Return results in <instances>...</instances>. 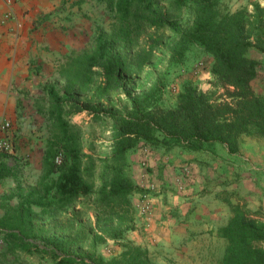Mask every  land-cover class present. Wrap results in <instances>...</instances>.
<instances>
[{
	"label": "trees",
	"instance_id": "obj_1",
	"mask_svg": "<svg viewBox=\"0 0 264 264\" xmlns=\"http://www.w3.org/2000/svg\"><path fill=\"white\" fill-rule=\"evenodd\" d=\"M104 1L113 14L110 34L100 30L91 51L67 56L57 69L63 86L47 90L50 143L45 179L54 174L57 179L26 194L16 183L15 206L7 197L0 199L6 250L33 256L38 264H150L139 246L122 245L121 255L110 260L96 251L106 239L120 240L135 228L131 196L138 187L123 170L127 152L140 141L192 152L220 144L233 155L242 138L264 137V89H255L262 71L259 57L264 56L263 7L254 3L251 11L222 12L220 0ZM142 39L144 47L135 52L131 64L128 55ZM193 46L212 57V90L205 93L185 85L170 109L158 104L165 87L162 76L146 91L133 94L137 74L155 54L179 64ZM112 94L126 97L123 111L98 106ZM84 111L89 112L88 123L110 124V154L82 152L81 125L73 124L72 118ZM17 174L10 152L0 149V180L17 181ZM94 176L97 183L89 181ZM80 200L94 213L97 233L72 209L69 227L37 223L35 207L48 217L66 213ZM219 234L229 242L222 264H264V223L232 207V217Z\"/></svg>",
	"mask_w": 264,
	"mask_h": 264
},
{
	"label": "rangeland",
	"instance_id": "obj_2",
	"mask_svg": "<svg viewBox=\"0 0 264 264\" xmlns=\"http://www.w3.org/2000/svg\"><path fill=\"white\" fill-rule=\"evenodd\" d=\"M254 3H258L264 8V0H220V10L222 12H235L246 8L251 11ZM101 5L103 4L101 3ZM164 8H166L165 5ZM99 14L100 24L93 29L89 39L87 38L83 44L78 46L73 54L91 51L95 37L100 30L105 34H110L113 25V14L107 10V7L103 8L102 15L101 12ZM166 40L170 41L171 39L166 38ZM144 44L145 40L142 39L137 47L129 53L128 57L131 64L133 60H136L134 58L135 52L144 47ZM253 55L258 57L254 52ZM259 58L262 61V71L260 72V80L255 83L257 92L264 89V56ZM212 64V57L198 46L191 47L184 61L179 64L169 63L167 55L157 53L137 74V85L133 90V94L136 95L146 91L156 81L157 77L162 76L165 87L158 97V104L164 109L173 108L176 105L178 94L185 85H190L205 93L212 90ZM62 86L63 81L59 79L58 74L52 76L48 87L42 91L38 98H29L24 95V102L21 101L18 104L15 116L0 122V127L2 123H8L9 125L8 130L5 132L0 128V141L5 140L10 143L12 148H17V151L13 149L10 151L17 168V181L16 179H10L9 183H0V192L3 193L0 199L7 197L10 199L8 203L11 206H15L18 201L15 196L16 183L21 185L22 193L26 194L32 190L40 191L41 183H48L57 179V174L45 179V155L50 143V123L45 113L47 110L48 88L60 89ZM126 105L127 99L123 94H112L98 104L101 108L116 111H123ZM88 114V111H84L72 118L73 124L81 125L82 152L94 156L110 154V124H90L87 122L88 119L85 118V115ZM175 149L181 153H196L197 160L193 161L196 165V172L192 171L191 163L188 161L181 168L176 169L178 173L175 168L172 172L170 168L163 167V169H160L154 165L151 166V161H160L162 155L168 154V157L165 158L166 163L171 158L176 159V154L175 156L170 155ZM225 151L227 152L225 147L220 144L207 145L200 151L192 152L180 147L171 149L156 148L140 141L127 152L123 170L124 176L138 187L137 191L131 196L135 228L127 231L120 240L106 239L105 242L98 245L97 254L105 260L117 258L124 250L122 245L127 244L144 249L147 252L150 264H209L207 259L194 260L191 257L196 252L195 248L191 247L186 250L194 241L193 237L183 238L178 234V231L177 233L175 231L176 236L171 235L172 230L164 237L166 231L161 232V228L164 226L163 224L161 227L162 222L180 221V214L175 215L173 207L169 210L168 218L170 220L165 218L166 213L164 214L161 211L163 214L160 215L159 207L161 208V205L165 207L168 204L164 203L165 197L162 194L182 198L191 189L186 186L192 187L193 183H199L200 188L191 193L192 196H212L213 200L222 204L220 206H226V210L230 215L227 223L216 231V239L214 240L212 238L214 236L210 234L213 232H209L210 238L200 241L203 245H213L214 242L223 241L226 251L229 242L220 236L219 230L227 226L231 219L232 207L243 211L246 218L264 223V137L242 138L237 154L231 155ZM59 157L61 158V156ZM94 175H98V172ZM95 176L88 180L97 183ZM255 190H257L258 195H254H257L261 202L260 205L254 208L248 206L249 199L246 198V194L251 196ZM82 202L84 201L76 202L67 209L66 213L57 212L48 217L42 213L40 208L35 207L37 223L48 227L50 221H53L57 225L61 224L69 227V218L73 214L72 209L78 217L82 218V224L97 233L95 215L89 210V206ZM53 228L55 229V227ZM3 241L4 236L0 233V264H38L33 256L9 253ZM205 255L208 256L209 252L200 253L201 257ZM223 258L220 260V264H222Z\"/></svg>",
	"mask_w": 264,
	"mask_h": 264
},
{
	"label": "crops",
	"instance_id": "obj_3",
	"mask_svg": "<svg viewBox=\"0 0 264 264\" xmlns=\"http://www.w3.org/2000/svg\"><path fill=\"white\" fill-rule=\"evenodd\" d=\"M104 3V0H15L8 6L5 0H0V21L11 12L5 23L0 22V122L15 116L18 104L24 102V95L38 98L42 94L51 77L57 76L59 64L73 55L100 24L99 13L102 15L106 7ZM175 154L176 159L171 158L166 163L168 154L162 155L160 161H151V166L170 168L172 172L175 168L177 172L176 169L188 161L192 171L196 172L193 162L197 160L196 153H181L176 149L170 153L171 156ZM10 179L14 178L2 179L0 183H9ZM186 187L191 189L182 198L162 194L164 203L168 204L159 207L160 215L164 212L168 218L173 207L175 215L180 214V221L168 218L170 221L161 223V227L164 224L161 232L166 231L164 237L170 230L171 235L176 236L175 231H178L183 238L193 237L194 241L186 249H196L191 257L194 260L207 259L209 264H220L225 254L224 242L216 240L219 244L203 245L200 241L210 238V234L215 240L216 231L227 223L230 215L226 206H220L222 204L212 196L191 195L200 188L199 183ZM256 191L251 196L246 194L249 207L260 205ZM2 194L0 192V196ZM201 252H209V255L201 257Z\"/></svg>",
	"mask_w": 264,
	"mask_h": 264
},
{
	"label": "built area",
	"instance_id": "obj_4",
	"mask_svg": "<svg viewBox=\"0 0 264 264\" xmlns=\"http://www.w3.org/2000/svg\"><path fill=\"white\" fill-rule=\"evenodd\" d=\"M15 2V0H5V3L8 5V6H11L13 3ZM10 15H11V12H7L4 16H3V18L1 19V24L2 23H5L6 22V20L10 17ZM1 130H3L4 132L6 131V130H8V128H9V125H8V123H2V125H1ZM0 149H5V150H7V151H11L12 150V147H11V145H10V143H8L7 141H5V140H1L0 141ZM60 162V157L59 156H57L56 157V163H59Z\"/></svg>",
	"mask_w": 264,
	"mask_h": 264
}]
</instances>
